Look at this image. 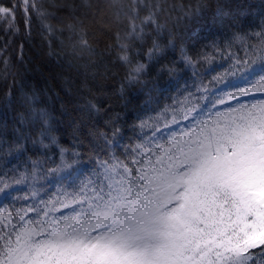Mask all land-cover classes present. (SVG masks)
I'll use <instances>...</instances> for the list:
<instances>
[{
	"label": "snow or ice",
	"instance_id": "6c2138e0",
	"mask_svg": "<svg viewBox=\"0 0 264 264\" xmlns=\"http://www.w3.org/2000/svg\"><path fill=\"white\" fill-rule=\"evenodd\" d=\"M18 6H0V18L7 19ZM23 6L26 13L37 7L34 0H23ZM64 7L73 21L69 29L75 28L77 8L105 7L128 17L130 38L143 40L147 27L155 25L157 32L161 27L145 0L129 5L120 0H66ZM144 8L148 14L138 25ZM9 27H14L11 21ZM246 37L255 42L248 43L244 55L228 52L223 71L212 68L216 74L207 83L200 79L194 92L186 90L184 102L172 108L163 129L145 132L148 121L141 120L142 134L123 153L118 151V117L108 132H98L104 144L93 150L109 158L95 160L96 180L69 185L71 191H58L46 200L40 195L43 186L34 183L61 170L71 169L72 175L82 159L75 146L59 143L46 110L29 113L41 125L38 139L23 131L24 117L11 141L0 132V150L23 151L31 140L59 156L58 164L48 158L56 164L53 168L37 160L26 172L0 173V194L5 197L21 185L32 187L16 198L24 202L20 207L0 206V264H264V22L259 32L233 39L246 42ZM120 48L127 51L124 44ZM160 48L154 40L149 58ZM225 51L213 44L211 56L206 51L190 56L181 49V60L195 77L200 75L198 65L217 54L223 58ZM120 59L131 63L127 55ZM4 63L7 67L8 61ZM145 67L135 66L127 82H137ZM163 70L172 74L179 68ZM87 108L96 110L91 103Z\"/></svg>",
	"mask_w": 264,
	"mask_h": 264
},
{
	"label": "trees",
	"instance_id": "16d2710c",
	"mask_svg": "<svg viewBox=\"0 0 264 264\" xmlns=\"http://www.w3.org/2000/svg\"><path fill=\"white\" fill-rule=\"evenodd\" d=\"M79 2L75 0L76 4ZM91 2L95 4L97 0ZM34 3L36 9L26 13L23 0H0L2 7L19 5L7 19L0 18V48H4L0 54V132L11 141L14 130L20 127V118L24 117L27 123L23 131L33 140L38 139L41 125L28 117L30 110L44 109L59 143L75 146L80 152L82 159L74 165L76 169L109 157L104 151L97 155L93 146L104 144L96 134L108 132L111 121L117 117L121 128L120 153L125 145L137 142L141 120L148 121L145 132L162 125L165 111L184 100L186 90L194 92V84L200 79L207 83L227 66L228 52L244 55L248 43L255 42L247 37L246 42H241L234 40V36L259 32L264 22V0H145L156 12L161 27L159 32L155 25L147 27V35L139 40L127 35L129 19L123 13L117 16L116 9L77 8L75 28L69 29L67 25L73 21L68 19L66 0ZM120 3L129 5L131 0ZM148 11H140L138 25ZM9 21L14 27H9ZM154 40L161 48L150 59ZM230 41L232 46L228 48ZM121 44L127 46L126 52L121 50ZM213 44L227 51L223 58L217 54L203 67L198 65L200 75L194 77L193 69L185 67L181 60V49L190 56L205 51L211 56ZM123 55L131 63L121 60ZM138 64H144L145 71L137 82L128 83L129 72ZM165 66H176L179 71L169 74L163 70ZM89 103L95 105V111L89 112ZM48 158L59 163L55 152L31 140L25 143L23 151L4 147L0 150V173H11L14 168L29 169L37 160L45 168L56 167ZM57 176L58 173H49L41 177V185L48 187ZM57 178L61 182L66 177Z\"/></svg>",
	"mask_w": 264,
	"mask_h": 264
},
{
	"label": "rangeland",
	"instance_id": "374dc122",
	"mask_svg": "<svg viewBox=\"0 0 264 264\" xmlns=\"http://www.w3.org/2000/svg\"><path fill=\"white\" fill-rule=\"evenodd\" d=\"M222 71H223V68H222ZM184 100L180 102H184ZM175 107L179 109V103H177ZM172 108H169L165 111V116H166L165 122L170 121L171 116L173 114ZM28 118H30V116ZM164 123L157 127H161L163 129ZM138 134H142L141 130L138 132ZM157 135L159 136L160 134L158 133ZM123 151L124 150H122V153ZM108 158L109 157H107L106 159ZM68 162L71 163L70 160ZM86 168H90V170H86ZM94 168H95V161L91 164V166H88V167L85 166L84 168L80 170L77 169V171L74 174L66 177L65 181L61 180L60 182L59 178L57 177L65 176L66 171H68L69 169L61 170L60 172H58L56 181L54 183L50 182L49 186L46 188L44 187L40 188V185L43 182L41 177H37V180L34 183L36 184V187L40 188V195L43 196L44 199L47 200L50 195H54L58 191H63V190L71 191V189L68 188L69 185H79L82 180H87L88 178L96 180L97 176L93 172ZM14 169L15 171H24V172L28 171V169L26 168H14ZM19 189H23V190H19ZM19 189L12 191V194L9 197H5L2 194H0V206H2L4 209H11L13 205H16V207H20L24 202L22 200H17L16 198L25 195L26 192H30L32 190V187L31 185H21L19 186ZM29 203H32V201H29Z\"/></svg>",
	"mask_w": 264,
	"mask_h": 264
}]
</instances>
